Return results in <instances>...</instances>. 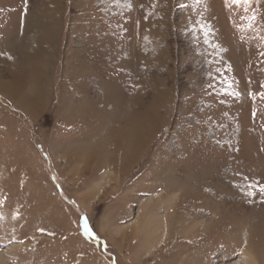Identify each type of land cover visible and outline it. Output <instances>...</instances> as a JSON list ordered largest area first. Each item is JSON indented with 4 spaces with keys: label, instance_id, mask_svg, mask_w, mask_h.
<instances>
[{
    "label": "rangeland",
    "instance_id": "rangeland-1",
    "mask_svg": "<svg viewBox=\"0 0 264 264\" xmlns=\"http://www.w3.org/2000/svg\"><path fill=\"white\" fill-rule=\"evenodd\" d=\"M261 187L264 0H0V264H264Z\"/></svg>",
    "mask_w": 264,
    "mask_h": 264
},
{
    "label": "bare ground",
    "instance_id": "bare-ground-1",
    "mask_svg": "<svg viewBox=\"0 0 264 264\" xmlns=\"http://www.w3.org/2000/svg\"><path fill=\"white\" fill-rule=\"evenodd\" d=\"M50 21V20H49ZM41 22H43V21H41ZM52 22V21H51ZM52 24V23H51ZM44 25V24H43ZM42 25V26H43ZM44 28V27H43ZM53 28V27H52ZM46 29H47V27H46ZM45 31V30H44ZM50 31H51V29H50ZM29 33V32H28ZM31 33V32H30ZM36 33V32H35ZM33 34H34V32H33ZM53 34V33H52ZM47 36V35H46ZM43 37V36H42ZM51 37V36H50ZM24 41V40H23ZM48 41V40H47ZM37 42H39V41H37ZM33 43V42H32ZM36 44V43H35ZM38 45V44H37ZM42 45V44H41ZM33 46V45H32ZM31 46V47H32ZM35 47V46H34ZM42 47V46H41ZM37 48V47H36ZM34 49V48H33ZM41 50V49H40ZM39 50V51H40ZM37 51V50H36ZM36 54H38L37 52H36ZM32 55V54H31ZM37 57V56H36ZM39 57V56H38ZM29 58V57H28ZM41 59V58H40ZM37 64H39V63H37ZM45 64V63H44ZM43 64V65H44ZM47 65V64H46ZM39 67H41V65L39 66ZM38 68V67H37ZM36 71V70H35ZM38 71V70H37ZM41 71H43V70H41ZM40 72V71H39ZM43 74V73H42ZM40 77V76H39ZM39 77H38V79H39ZM35 80V79H34ZM36 81H37V79H36ZM40 82H42V81H40V79H39V84H40ZM36 83H38V82H36ZM36 83H35V85H36ZM48 83V82H47ZM43 84H44V82H43ZM31 104V103H30Z\"/></svg>",
    "mask_w": 264,
    "mask_h": 264
},
{
    "label": "snow or ice",
    "instance_id": "snow-or-ice-1",
    "mask_svg": "<svg viewBox=\"0 0 264 264\" xmlns=\"http://www.w3.org/2000/svg\"><path fill=\"white\" fill-rule=\"evenodd\" d=\"M260 191L264 192V187H261ZM249 195H254V193L250 192ZM86 230H87V225H86Z\"/></svg>",
    "mask_w": 264,
    "mask_h": 264
},
{
    "label": "crops",
    "instance_id": "crops-1",
    "mask_svg": "<svg viewBox=\"0 0 264 264\" xmlns=\"http://www.w3.org/2000/svg\"><path fill=\"white\" fill-rule=\"evenodd\" d=\"M79 153L84 154V153H83V149H82V147H81V150L78 149V155H79ZM77 157H78V156H77ZM79 158H80V156H79Z\"/></svg>",
    "mask_w": 264,
    "mask_h": 264
}]
</instances>
